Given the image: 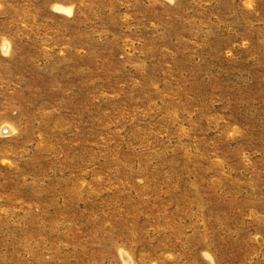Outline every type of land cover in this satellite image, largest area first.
I'll list each match as a JSON object with an SVG mask.
<instances>
[{
    "label": "rangeland",
    "instance_id": "374dc122",
    "mask_svg": "<svg viewBox=\"0 0 264 264\" xmlns=\"http://www.w3.org/2000/svg\"><path fill=\"white\" fill-rule=\"evenodd\" d=\"M0 264H264V0H0Z\"/></svg>",
    "mask_w": 264,
    "mask_h": 264
}]
</instances>
